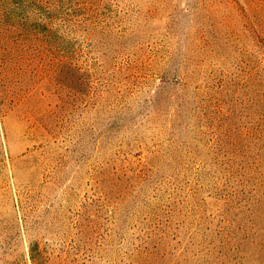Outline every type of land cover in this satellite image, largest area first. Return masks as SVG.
Here are the masks:
<instances>
[{
	"label": "rangeland",
	"instance_id": "obj_1",
	"mask_svg": "<svg viewBox=\"0 0 264 264\" xmlns=\"http://www.w3.org/2000/svg\"><path fill=\"white\" fill-rule=\"evenodd\" d=\"M0 100V264H264V0H43Z\"/></svg>",
	"mask_w": 264,
	"mask_h": 264
},
{
	"label": "trees",
	"instance_id": "obj_2",
	"mask_svg": "<svg viewBox=\"0 0 264 264\" xmlns=\"http://www.w3.org/2000/svg\"><path fill=\"white\" fill-rule=\"evenodd\" d=\"M49 37L43 0H0V100L36 75Z\"/></svg>",
	"mask_w": 264,
	"mask_h": 264
}]
</instances>
